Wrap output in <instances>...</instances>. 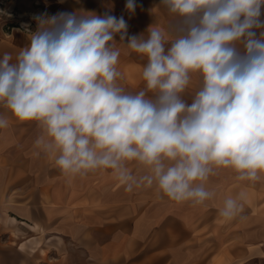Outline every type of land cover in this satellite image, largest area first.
<instances>
[{"label":"clouds","instance_id":"obj_1","mask_svg":"<svg viewBox=\"0 0 264 264\" xmlns=\"http://www.w3.org/2000/svg\"><path fill=\"white\" fill-rule=\"evenodd\" d=\"M158 6L167 26L132 35L123 15L109 12L34 15L35 30L24 26L28 45L0 58V105L37 122L36 146L65 176L111 170L127 192L155 184L172 201L199 205L213 197L205 184L217 169L239 181L264 175V0ZM136 8L126 0L130 15ZM118 42L146 58L138 92L118 83ZM8 127L0 116V129ZM244 198L225 199L220 216L237 217Z\"/></svg>","mask_w":264,"mask_h":264},{"label":"crops","instance_id":"obj_2","mask_svg":"<svg viewBox=\"0 0 264 264\" xmlns=\"http://www.w3.org/2000/svg\"><path fill=\"white\" fill-rule=\"evenodd\" d=\"M159 3L136 0L130 15L126 0H54L47 14L84 10L123 15L132 35L152 23L167 26L171 18ZM27 25L36 28L35 22ZM21 28L0 35V58L5 52L15 58L28 45L29 33ZM116 46L121 50L119 85L140 91L146 58L122 43ZM197 87L194 75L184 94L189 103ZM0 116L9 120V127L0 129V235L49 230L53 239L37 243L34 264H63L58 252H68L62 242L67 237L80 249L81 264H264V175L256 182L239 181L232 169H217L205 184L214 195L199 205L172 201L155 184L127 192L111 170L65 176L54 158L36 146L42 134L37 122H21L2 105ZM127 166L134 175L144 172L135 162ZM240 193L245 195L243 212L225 220L220 216L224 200ZM20 243L17 249L29 253ZM49 249L56 261L50 255L52 260L44 262Z\"/></svg>","mask_w":264,"mask_h":264},{"label":"rangeland","instance_id":"obj_3","mask_svg":"<svg viewBox=\"0 0 264 264\" xmlns=\"http://www.w3.org/2000/svg\"><path fill=\"white\" fill-rule=\"evenodd\" d=\"M53 3L54 0H0V35H4L11 31H20L22 26L33 24L35 21L32 17L40 13H47L52 8ZM36 206L38 210H41L40 205ZM12 220H15V218L11 217L10 221ZM52 239L53 237L49 230H24L18 235L11 237L8 235L3 236L1 234L0 264H34V253L32 251L39 245L50 243ZM22 241L24 242L20 243ZM62 242L64 247L67 244L68 252L67 250L62 253L58 252L60 257H62V262L60 263L81 264L82 255L80 249L76 250L74 243L71 242V239L68 237L67 239H63ZM19 243V247L27 249L29 253L27 251L18 250L17 245ZM37 243L39 245H37ZM6 245H11V247ZM52 248L54 247H51L50 249ZM50 249L46 251L42 261H51L52 259L50 258V255L53 256V260L56 261V255L52 253ZM39 252L44 253V249L40 248ZM66 261L68 262L66 263Z\"/></svg>","mask_w":264,"mask_h":264}]
</instances>
